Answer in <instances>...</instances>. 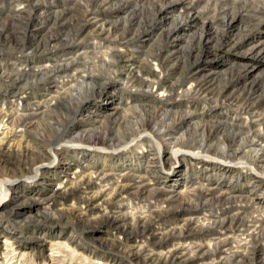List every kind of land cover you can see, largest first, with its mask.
<instances>
[{
    "label": "rangeland",
    "instance_id": "obj_1",
    "mask_svg": "<svg viewBox=\"0 0 264 264\" xmlns=\"http://www.w3.org/2000/svg\"><path fill=\"white\" fill-rule=\"evenodd\" d=\"M0 264H264V0H0Z\"/></svg>",
    "mask_w": 264,
    "mask_h": 264
},
{
    "label": "bare ground",
    "instance_id": "obj_2",
    "mask_svg": "<svg viewBox=\"0 0 264 264\" xmlns=\"http://www.w3.org/2000/svg\"><path fill=\"white\" fill-rule=\"evenodd\" d=\"M15 83V82H14ZM61 192H60V189L59 190H56L55 192H53V196H57V195H60ZM176 261V260H175Z\"/></svg>",
    "mask_w": 264,
    "mask_h": 264
}]
</instances>
